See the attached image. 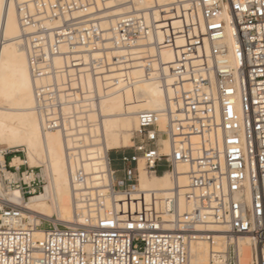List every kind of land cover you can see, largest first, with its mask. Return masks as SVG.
<instances>
[{
	"label": "built area",
	"instance_id": "built-area-1",
	"mask_svg": "<svg viewBox=\"0 0 264 264\" xmlns=\"http://www.w3.org/2000/svg\"><path fill=\"white\" fill-rule=\"evenodd\" d=\"M109 1L35 0L34 10L57 26H45L26 3L17 4L33 112L42 131L74 142L64 156L69 184L96 186L92 195L79 193L74 202L84 208L75 206L68 224L36 219L0 198V264H198L192 247L200 242L210 251L206 264H240L242 239L250 240L251 264H264V0H174L145 9L126 0L128 11L107 34L100 22ZM176 5L198 14L205 42L185 27L191 38L169 65L165 130L158 113L139 112L132 151L115 161L119 169L110 159L116 150L105 151L110 184L101 186L83 167L94 165L87 131L102 119L98 86L106 92L121 79L114 73L137 66L152 71L156 53L171 43L160 25ZM203 45L206 64L198 53ZM2 157L5 191L17 190L22 201L43 191L42 168L28 167L21 152ZM15 157L23 162L12 164ZM139 161L149 176L168 172L173 187L158 212L122 216L115 194L137 185ZM180 163L187 167L185 188L178 185ZM219 236L222 249L215 250Z\"/></svg>",
	"mask_w": 264,
	"mask_h": 264
},
{
	"label": "bare ground",
	"instance_id": "bare-ground-1",
	"mask_svg": "<svg viewBox=\"0 0 264 264\" xmlns=\"http://www.w3.org/2000/svg\"><path fill=\"white\" fill-rule=\"evenodd\" d=\"M34 1L3 0L4 7L0 8V165L3 163V152H21L28 167L42 168L45 185L42 192L22 201L17 190L5 191L0 179V198L20 206L29 216H35L36 219L68 224L75 221V206L77 209L84 208L83 201L74 202V200L79 199V193L83 191L92 195L96 184L94 182L75 183L73 186L69 184L64 156L66 149L71 148L74 142L65 141L57 132L42 131L38 118L33 112L32 80L27 55L19 41L21 29L17 4L26 3L30 14L45 26L58 25V22H53L44 16L45 14H41L44 11L37 13L33 7ZM43 1L48 3L51 0ZM131 1L138 9H145L152 4L163 6L174 3V0ZM124 2L126 0L108 2L106 19L100 22V27L107 31V34L118 18L128 11V7L123 5ZM187 26L192 27V35L200 38L202 43L205 42L198 14L189 13L183 6L176 5L174 11L160 25V28H164L171 36V43L169 46H162L156 53V58L152 60V63H155L152 71L146 74L137 66L125 75L122 72L114 73L115 78L121 79L106 92L98 86L99 113L102 119L100 124L87 131L94 139L88 141L86 137V141L91 144L86 154L88 160H93L94 165L87 162L83 166L84 170L92 174L91 181L100 180L101 186L110 184V179L103 173L106 169L102 160L103 155L105 151L132 146L131 138L133 132L138 129L136 116L139 112L158 113V127L163 126V129L160 127L159 129L165 130L166 118L163 112L167 107L166 96L170 91L168 86L172 84L169 65L178 59L179 53L191 38L185 29ZM33 29L30 27L27 31ZM142 48L140 46L136 50ZM198 53L199 57L203 58L202 62L206 64L208 62L206 45H203ZM82 58L86 59L85 56ZM100 134L103 136L102 140L96 138ZM162 145L161 152L167 154L169 152L167 141L164 140ZM22 162L21 158L15 157L12 164L19 165ZM142 169V162L139 161L138 182L136 186L131 187L130 192L115 194L116 206L122 216L144 213L146 210L151 213L158 212L161 199L167 196L173 187L168 172L150 177ZM186 170L185 164H178L179 188L186 187L184 175ZM42 233V230H37L35 235L40 238ZM239 245L240 264H251L250 240L242 239ZM214 249H222L220 236ZM192 250L195 253L194 262L206 264L210 254L208 246L200 242L194 245Z\"/></svg>",
	"mask_w": 264,
	"mask_h": 264
},
{
	"label": "rangeland",
	"instance_id": "rangeland-1",
	"mask_svg": "<svg viewBox=\"0 0 264 264\" xmlns=\"http://www.w3.org/2000/svg\"><path fill=\"white\" fill-rule=\"evenodd\" d=\"M161 129H163V126H159ZM132 143H133V140H132ZM131 145V144H130ZM130 147V146H129ZM2 148V147H1ZM132 151V149H128V147H126L125 149H119V150H116V151H113L111 153V156H110V159L112 160V168L113 169H119L120 165L115 162L116 159L118 158V154H120L121 152H125V153H130ZM151 176H154V175H151ZM150 176V177H151ZM117 177H119V175H117ZM55 218V216H54Z\"/></svg>",
	"mask_w": 264,
	"mask_h": 264
},
{
	"label": "snow or ice",
	"instance_id": "snow-or-ice-1",
	"mask_svg": "<svg viewBox=\"0 0 264 264\" xmlns=\"http://www.w3.org/2000/svg\"><path fill=\"white\" fill-rule=\"evenodd\" d=\"M4 4H3V0H0V8H3ZM245 227H247V225H245Z\"/></svg>",
	"mask_w": 264,
	"mask_h": 264
}]
</instances>
